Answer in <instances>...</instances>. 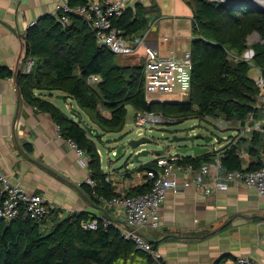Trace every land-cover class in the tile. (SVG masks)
I'll use <instances>...</instances> for the list:
<instances>
[{
	"label": "trees",
	"instance_id": "trees-1",
	"mask_svg": "<svg viewBox=\"0 0 264 264\" xmlns=\"http://www.w3.org/2000/svg\"><path fill=\"white\" fill-rule=\"evenodd\" d=\"M83 3L84 0L68 2L71 7ZM188 4L193 11L195 35L190 47L192 86L187 100L170 104L176 106L172 118L163 115L170 120L168 125L189 118L199 121L221 118L241 124L249 117L261 120L264 106L259 100V87L249 76V71L253 66L264 77V11L249 2L189 0ZM147 14V9L140 6L134 11L127 8L122 16L113 20V25L125 36L140 35L147 29ZM254 33L260 41L251 45L250 65L240 58L248 48V38ZM28 60L33 64L25 73L24 65ZM13 74L11 70L0 68V79L11 78ZM91 76L99 78L94 85L88 83ZM16 81L23 100L48 114L60 127V136L72 140L88 157L90 177L96 182L95 188L87 190L91 196L104 200L115 197L105 181L107 175L101 169L96 141L101 142L107 133L123 130L127 106L135 112L154 113L153 108L158 104L146 100L142 65H118L116 56L96 43L93 34L78 17L71 15L70 23L64 25L51 15L36 21L26 31L24 57ZM53 93H61L65 99L75 101L102 132L98 131L99 137L89 136L75 119L45 100V96ZM263 147L264 134L254 132L248 152L255 162L245 171L257 169ZM237 149L235 145L226 144L216 151L184 159L197 168L219 157L225 171L242 170ZM154 161L141 164L138 169L149 170ZM149 187L144 184L133 188L127 196L143 194ZM56 213L52 209L39 222L23 213L9 222L0 219V264H116L118 260L138 257L144 258L146 264H164L160 259L136 250L113 225L104 226L102 220L96 219V230H87L82 227V222L95 220L89 214L73 213L66 218L53 219L51 216ZM51 218V225L47 226ZM167 238L153 242L152 250L155 251Z\"/></svg>",
	"mask_w": 264,
	"mask_h": 264
},
{
	"label": "crops",
	"instance_id": "crops-1",
	"mask_svg": "<svg viewBox=\"0 0 264 264\" xmlns=\"http://www.w3.org/2000/svg\"><path fill=\"white\" fill-rule=\"evenodd\" d=\"M130 2L129 9L134 11L140 6L147 9L146 17H155L152 25L148 23L147 29L137 35L145 37L148 46L157 49L162 56L176 58L191 51L195 35L189 0ZM56 3L57 0H0L1 69L14 73L20 68L26 31L32 23L53 15ZM57 94L60 93L45 96V100L67 115L79 113L88 124L89 120L85 119L88 116L75 101L70 98L58 100ZM185 99L177 102L170 96L146 95L148 103L167 101L180 104ZM260 121L264 122V117ZM204 135L213 137L208 132ZM251 136L241 135L239 128L233 127L230 133L220 138L221 143H210L208 152L221 149L228 137L237 140L234 145L245 170L255 162L248 152ZM196 145L206 146L202 141ZM98 153L101 169L111 180L108 184L112 192L117 195V189L121 188L127 194L141 186L144 171H140L136 164L128 161L122 167H116L108 161L103 166L100 150ZM188 156L195 158L191 154L185 155ZM0 161L2 171L11 183L28 193L41 195L56 210L57 213L51 216L53 219L83 213L95 220L107 221L117 229L126 227L121 209L107 206L102 198L92 197L87 191L89 187L95 188L87 183L91 178L88 157L84 155L78 159L66 140L58 135L51 117L23 100L14 76L0 79ZM258 164V167L264 165V147ZM176 178L181 181L182 176ZM159 216L161 226L143 230L141 234L151 242L168 237L155 250L157 259L164 264H215L220 259L231 260L239 256L249 257L253 264H264V195H258L254 189L233 186L210 195L194 188L180 189L176 193L169 191L160 206ZM52 218L47 226L51 225Z\"/></svg>",
	"mask_w": 264,
	"mask_h": 264
},
{
	"label": "built area",
	"instance_id": "built-area-1",
	"mask_svg": "<svg viewBox=\"0 0 264 264\" xmlns=\"http://www.w3.org/2000/svg\"><path fill=\"white\" fill-rule=\"evenodd\" d=\"M69 0H57L53 16L62 24L70 23V16L78 17L93 34L96 43L107 49L114 56H137L142 59V77L144 93L153 96H170L174 100L182 101L186 98L192 86L193 60L191 51H187L181 58L162 56L159 51L147 45L145 37L130 35L125 36L122 31L114 27L113 20L118 19L125 10L130 7V0H84L83 4L69 6ZM257 6L264 10V0H256ZM32 23L30 26H32ZM256 42L260 37L254 33ZM168 41V38H164ZM142 50V51H141ZM250 56H241L240 60L251 65L253 51ZM24 54L22 56V59ZM33 64L32 60L26 61L24 72L28 73ZM259 71V70H258ZM259 87V100L264 106V77L259 73L252 78ZM99 81L97 76L88 78V83L94 85ZM161 114L135 112L133 128L137 132V138L146 136L152 132V127L157 124H169ZM264 122L247 118L243 124L237 122L241 135L258 132L264 134ZM56 131L60 136V127L56 125ZM211 135V134H209ZM226 144L234 145L237 140L228 138ZM69 147L75 152L78 159L84 157V151L80 150L72 140H66ZM217 143L212 137V143ZM116 157V151L110 152ZM185 155L175 150H167L165 154L155 157L154 166L144 171V179L140 185H149V190L143 194L127 196L120 188L117 195L110 200L102 201L111 208L123 211L125 228H118L120 236L131 241L136 250L142 251L154 259L158 258L152 246L143 237L139 236L143 230L158 229L161 226L159 209L166 193L178 192L180 189L194 188L205 195L214 192H224L230 187L237 186L254 189L260 196L264 195V165L251 171L231 170L225 171L219 157L214 163H203L197 168L193 163L185 162ZM181 175V181L177 180ZM105 181L111 180L106 177ZM87 183L95 187L93 179L88 178ZM52 210L39 194L28 193L22 187L10 182L3 173L0 161V219L12 221L23 213L34 221H41ZM104 226L108 223L103 221ZM82 227L87 230H96L97 221L82 222ZM217 264H253L246 256H239L231 260L222 259Z\"/></svg>",
	"mask_w": 264,
	"mask_h": 264
},
{
	"label": "rangeland",
	"instance_id": "rangeland-1",
	"mask_svg": "<svg viewBox=\"0 0 264 264\" xmlns=\"http://www.w3.org/2000/svg\"><path fill=\"white\" fill-rule=\"evenodd\" d=\"M256 42L255 37H249L247 41V46L248 48L244 51L243 56H245V53L247 52V56H250V50H251V45ZM137 56H130V57H125V56H116V61L119 63V65H127V66H141L142 65V59ZM258 74V71L255 67H251L249 71V76L251 78L255 77ZM61 94V93H60ZM185 99V98H184ZM183 99V100H184ZM188 99V96L186 97L185 100ZM153 104H158V106H154V114H159L165 115L166 117L172 118V115L175 114L176 112V106L170 105L172 104L171 102H157L154 101ZM104 115H108L107 112H103ZM83 117L84 114H82ZM164 117V116H163ZM165 117V118H166ZM133 118H134V110L132 107L127 106V115L125 119V126L123 130L120 133H107L102 137L101 142L96 141L97 149L100 150L101 152V160L103 166L107 165L108 161H112L116 167H122L125 163L131 162V158H127L129 156V153H123L116 159L113 157V155L110 154L111 150L117 151V149L125 142L127 139L131 138H137V132L135 130H132L133 128ZM88 119V124L96 129H98L97 125L90 119L89 117L85 118ZM236 128L237 123H232V122H227L223 119H218L214 120L211 118H208L206 120H197L194 118H189L182 123L175 124V125H168V124H157L152 127V132L151 133H146L145 135L151 139L156 145H162V144H167V147L169 149L173 148L174 146H178L181 144H170L169 140L173 135H180L181 136H189L192 134H197V133H203L205 134L208 132L209 134H212L214 138H216L217 143H221L223 140L220 138H223L226 136L228 133L232 131V128ZM98 131L102 133L99 129ZM229 138V137H228ZM196 144H201V141H196ZM214 143V142H213ZM108 144V145H107ZM107 145V146H106ZM113 145V146H111ZM110 146V147H108ZM117 146V147H116ZM143 149L151 151L153 149H156L155 145H145L143 146ZM155 157L153 155H149L146 158L141 159L143 162H150L153 161ZM137 167L140 166L141 164H136ZM146 261L145 260H139L138 258H132L128 261H122L118 260L116 264H144Z\"/></svg>",
	"mask_w": 264,
	"mask_h": 264
},
{
	"label": "water",
	"instance_id": "water-1",
	"mask_svg": "<svg viewBox=\"0 0 264 264\" xmlns=\"http://www.w3.org/2000/svg\"><path fill=\"white\" fill-rule=\"evenodd\" d=\"M220 3H240V2H249L252 4H257L256 0H214ZM259 7V6H258ZM264 11V10H262ZM155 19L154 16H148L147 17V21L149 23V25L151 26L153 23V20ZM17 71L16 70L14 72V79L16 80V75H17ZM17 82V81H16ZM18 88V86H17ZM18 94L19 90H18ZM64 95L62 94H57L56 95V99H64ZM173 104H178L173 103ZM70 116H72L77 123H79L88 133L89 136L94 137V138H98L99 137V132L96 128L90 127L88 126L83 120L82 117L77 114L76 112H70L69 113ZM182 134L178 135H173L171 137V139L169 140L170 144H181L178 146H174L173 148L169 149L167 147V144H162V145H156L151 139H149L147 136H142L140 138H131V139H127V141H125L116 151V157L118 158L120 155H122L123 153H129V156L127 158H131V162L134 164H142L143 161L141 159L148 157L149 155H153L154 157L160 156L165 154V152L167 150H175L178 153H181L183 155L186 154H191L193 157H197V156H201L205 153H208L209 148L208 145L210 143H212V137L211 136H206L202 133H197V134H192L189 136H181ZM196 141H202L206 146H199L196 145ZM145 145H155L156 149H153L151 151L145 150V149H141L139 150L141 147L145 146ZM129 161V160H128ZM214 162V161H213ZM212 162V163H213ZM139 236L143 237L148 243L152 244L153 242H151L150 240H148L147 238H145L141 233H139ZM219 261V260H218ZM217 261V262H218Z\"/></svg>",
	"mask_w": 264,
	"mask_h": 264
}]
</instances>
